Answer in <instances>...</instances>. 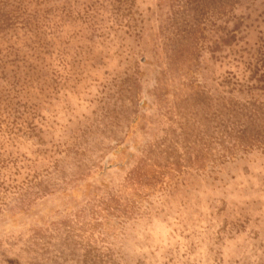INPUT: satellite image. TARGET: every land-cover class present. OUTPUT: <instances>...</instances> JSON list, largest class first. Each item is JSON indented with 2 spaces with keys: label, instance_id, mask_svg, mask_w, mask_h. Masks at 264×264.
I'll return each mask as SVG.
<instances>
[{
  "label": "rangeland",
  "instance_id": "1",
  "mask_svg": "<svg viewBox=\"0 0 264 264\" xmlns=\"http://www.w3.org/2000/svg\"><path fill=\"white\" fill-rule=\"evenodd\" d=\"M0 264H264V0H0Z\"/></svg>",
  "mask_w": 264,
  "mask_h": 264
}]
</instances>
